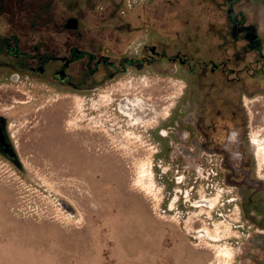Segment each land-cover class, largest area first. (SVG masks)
Segmentation results:
<instances>
[{
    "label": "rangeland",
    "instance_id": "obj_1",
    "mask_svg": "<svg viewBox=\"0 0 264 264\" xmlns=\"http://www.w3.org/2000/svg\"><path fill=\"white\" fill-rule=\"evenodd\" d=\"M208 1L31 2V7L46 8L36 18L48 25L27 30L26 42L49 37L59 48L69 41L92 51L90 67L96 72L91 80L97 85L77 92L50 78H0V116L16 153L0 152V264H169L167 248L179 254L177 264H227L218 247L232 252L230 264H264V211L252 212L243 200H231L236 188L216 179L209 156L185 152L177 137L166 135L167 127L182 122L181 103L186 114L193 113L196 88L187 66L167 59L140 67L125 64L106 78L95 64L100 52L118 61L141 47L149 55L152 46L167 56L215 59L219 39L210 27ZM31 7L27 18L34 13ZM257 7L249 8V14L259 15ZM70 16L78 22L73 31L61 26ZM260 32L264 35V24ZM81 59L74 69H85ZM251 75L245 74L241 85L249 99L243 108L251 123L250 161L257 163L252 133L264 138V92L255 88L262 79ZM130 93L146 104L145 118L158 113L157 123L127 125L117 106ZM129 128L136 139L123 136ZM146 158L150 194L134 185ZM254 166L255 180L264 185V168ZM217 193L210 209L194 204ZM255 197L264 203V193ZM223 223L227 229L220 227L218 235L230 231L234 236L210 248L198 231Z\"/></svg>",
    "mask_w": 264,
    "mask_h": 264
},
{
    "label": "flooded vegetation",
    "instance_id": "obj_2",
    "mask_svg": "<svg viewBox=\"0 0 264 264\" xmlns=\"http://www.w3.org/2000/svg\"><path fill=\"white\" fill-rule=\"evenodd\" d=\"M33 1L35 0H0V78H50L60 86L77 92L88 91L91 86L97 85L95 79L91 80L96 72L95 66L93 69L90 67L94 56L92 51L69 41L59 48L49 37L26 42L27 30H36L40 24L48 25L36 18L46 8L31 7ZM208 2L213 14L210 27L215 30L219 39L216 45L219 53L215 59L198 56L190 60L179 53L167 56L164 51H156L152 46L149 55H144L141 47L134 55H122L118 61H113L100 52L95 64L102 66L106 78L116 76L125 64L140 67L167 59L172 63L178 61L180 65H186L188 75L194 77L196 88L195 98L191 100L193 107L190 106L193 113L190 116L186 114L187 106L184 102L181 103L178 112L182 122L178 123L177 128L167 127L166 135L171 132L177 137L182 147H186L185 152L192 150L195 155H208L216 179H222L224 185L236 188L234 194L237 196L231 200H243L247 207L252 208V212L264 211V203H260L261 199L255 197L264 193V185L255 180L259 176V173L255 175L257 168L254 165L257 163L250 161L247 128L251 123L243 108L247 107L249 99L243 96L248 92L247 87L243 83L241 85L245 74L259 76L263 83L255 88L264 92V35L260 32L264 24V0ZM257 5L259 15L249 14V8ZM29 6L34 12L32 18L26 16ZM35 18L37 21L33 20ZM61 26L73 31L78 22L75 17L70 16ZM81 57L85 61V69L82 67L81 70H76L73 63ZM189 140L191 145L188 144ZM0 152L9 157L16 155L10 142L6 120L1 116ZM252 154L254 156L253 149ZM261 175L264 177V174ZM165 259L169 264H177L180 256L167 248Z\"/></svg>",
    "mask_w": 264,
    "mask_h": 264
},
{
    "label": "bare ground",
    "instance_id": "obj_3",
    "mask_svg": "<svg viewBox=\"0 0 264 264\" xmlns=\"http://www.w3.org/2000/svg\"><path fill=\"white\" fill-rule=\"evenodd\" d=\"M130 95L131 93L127 95L120 103H118V106H117L118 110L128 118L127 125L129 127H134L136 124H142V125L148 126V125H151L152 123H157L158 113L155 112V114H152V116L145 118V113L147 111L146 104L138 96L132 97ZM102 97H104V95H101V98ZM123 136L127 140H130L131 138L136 139V135H134V132L130 128L129 130H126L124 132ZM252 136L254 137V140L257 142L256 143L257 145L253 149L254 156L257 160V166L258 168H261V167L264 168V138H256V135L254 132L252 133ZM72 154H77V153L74 150ZM151 173L152 172H151L150 159L146 158L145 162H141L140 169L138 171V174L134 182V185L136 186V188L142 190L146 194L147 193L150 194L152 190L149 186L146 185L144 178H150ZM177 193H178V190L175 193L174 198L169 203L170 209L172 208V206L175 203L176 198L178 197ZM219 195L220 194L217 193L213 197H208V198L202 196L200 200L194 204L197 206L207 205L208 208L210 209L212 206L216 204ZM158 204H159V200H156L154 207L157 208ZM221 225L222 224L215 225L213 229H209L208 227H203L200 231H198V233L202 232L203 235L208 239V241H206V245L209 246L210 248L214 247V243L219 242L222 238H228V237L234 236V234L231 233L230 231H226L225 234L221 236L218 235L217 230H219L220 227H223L224 230L227 229L226 224L222 226ZM261 232H264V230ZM217 254L218 255L226 254V262L227 264H230V260H231L230 256L232 255V252L228 251L226 247H223V248L218 247Z\"/></svg>",
    "mask_w": 264,
    "mask_h": 264
},
{
    "label": "crops",
    "instance_id": "obj_4",
    "mask_svg": "<svg viewBox=\"0 0 264 264\" xmlns=\"http://www.w3.org/2000/svg\"><path fill=\"white\" fill-rule=\"evenodd\" d=\"M189 264H195L194 262H190Z\"/></svg>",
    "mask_w": 264,
    "mask_h": 264
},
{
    "label": "built area",
    "instance_id": "obj_5",
    "mask_svg": "<svg viewBox=\"0 0 264 264\" xmlns=\"http://www.w3.org/2000/svg\"><path fill=\"white\" fill-rule=\"evenodd\" d=\"M211 172H213V171H211ZM213 174H214V172H213Z\"/></svg>",
    "mask_w": 264,
    "mask_h": 264
}]
</instances>
